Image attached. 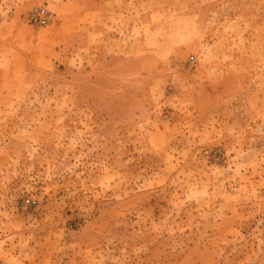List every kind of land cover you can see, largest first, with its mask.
I'll return each instance as SVG.
<instances>
[{"label":"rangeland","instance_id":"374dc122","mask_svg":"<svg viewBox=\"0 0 264 264\" xmlns=\"http://www.w3.org/2000/svg\"><path fill=\"white\" fill-rule=\"evenodd\" d=\"M0 264H264V0H0Z\"/></svg>","mask_w":264,"mask_h":264},{"label":"crops","instance_id":"0c3cea01","mask_svg":"<svg viewBox=\"0 0 264 264\" xmlns=\"http://www.w3.org/2000/svg\"><path fill=\"white\" fill-rule=\"evenodd\" d=\"M13 29H12V32L16 29V28H18V27H12ZM42 31H44V30H39V29H37L36 30V32H42ZM20 31H19V29H17V30H15V33L16 34H18ZM48 32V31H47Z\"/></svg>","mask_w":264,"mask_h":264}]
</instances>
